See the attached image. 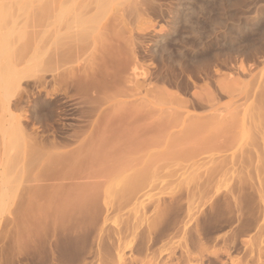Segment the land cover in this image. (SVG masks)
Instances as JSON below:
<instances>
[{"label": "rangeland", "instance_id": "1", "mask_svg": "<svg viewBox=\"0 0 264 264\" xmlns=\"http://www.w3.org/2000/svg\"><path fill=\"white\" fill-rule=\"evenodd\" d=\"M225 1L229 0H195V3L174 0L172 7L179 11L175 18L174 15H166L164 20L142 16L135 31L143 35L139 40L148 54H144L138 66L127 68L126 65L122 77L123 85L134 94H124L116 98L118 101L111 100L101 106L91 118L90 128H85L86 135L81 142L63 149H50L49 153L40 150L39 158L17 157L21 161L16 163L21 171V175L17 174L21 177V186L15 203L0 210V264H31L32 259L37 264H62L57 258L60 252L76 253L72 264H119V256L126 261L122 264H264V146L256 138L257 153L237 155L236 162L218 161L213 166L221 168L218 176L208 184L202 175L205 168L197 170L201 161L174 156V147L169 143L181 138L178 143L188 139L193 147L205 146L209 137H223V129L232 128L235 111L221 117L202 110L192 111V100L201 107L208 105L210 96L204 92V82L186 79L188 87L179 92L151 80L157 65L151 47L170 32L166 21L175 20L173 23L180 31L192 28L208 33L242 23L255 16L262 5L259 0H237L225 4L223 12L221 5ZM187 5L194 10L192 23L182 19ZM219 19L223 20V27L217 25ZM124 23L123 28L120 26L122 31L113 27L107 30L106 47L110 44L114 50L118 49L119 55L130 59L133 32L126 20ZM101 55V44H97L91 57L74 73L79 76L99 73ZM227 98L228 94H224L221 104L225 105ZM91 107L92 111L96 110L94 105ZM253 109L252 117L256 119L260 114L257 120H264V108ZM137 115L145 131L143 140L155 143L156 153L162 151L155 159L158 165L165 163V167L152 176V189L146 198L124 201L119 188L113 185L109 188L113 180L108 173L115 167L116 158L109 130L124 127L126 118ZM195 122L208 125L206 133L203 129L202 133L196 130L189 135V130L195 129L190 124ZM32 128L38 132L36 126ZM222 139L228 145L230 139ZM81 144H90L88 155L76 151ZM141 154L145 157L147 151ZM216 183L228 185L236 192L221 188L213 199L211 190ZM242 185L243 190H239ZM87 197L94 200L93 207L74 211L73 205L78 206ZM185 223L192 227L184 237ZM234 229L238 232L237 240L225 243L224 239ZM155 236L158 242L153 243ZM193 238L202 240L189 246ZM181 253L185 255L180 256Z\"/></svg>", "mask_w": 264, "mask_h": 264}, {"label": "bare ground", "instance_id": "2", "mask_svg": "<svg viewBox=\"0 0 264 264\" xmlns=\"http://www.w3.org/2000/svg\"><path fill=\"white\" fill-rule=\"evenodd\" d=\"M173 1L0 0V210L15 203L21 186V177H18L21 171L16 166L18 156L39 158L40 150L49 153L50 149H63L81 142L86 135L85 128L101 106L111 100L118 101L116 98L124 94H134L123 85L122 77L130 65L136 67L147 53L139 40L143 35L135 31L136 24L142 16L164 20L166 15H174L175 18L179 11L173 9ZM187 1L195 3V0ZM259 1L262 5L257 7L255 16L241 20L242 23L230 29L224 26L208 33L192 28L180 31L173 23L175 20L172 23L166 21L170 32L161 37V41L153 42L151 47L157 61L151 80L179 92L188 87L186 79L204 82V92L210 96L208 105L201 107L192 100V111L202 110V113L218 117L235 111L232 128L223 129V137H209L205 146H191L188 139L185 140L186 132L182 137L184 143H178L181 138L169 143L174 147V156L201 161L197 170L205 168L202 175L206 176L208 184L218 176L221 168L213 167L218 161L229 159L236 162L237 155L257 153L254 147L258 145V142L254 143L256 138L264 146V120H257L260 114L256 119L252 117L254 107L264 108V0ZM228 2L221 5L223 12ZM193 11L192 6L185 7L182 19L186 23H192ZM222 19L217 25L223 27ZM124 20L133 32L130 59L119 55L118 49L114 50L110 44L106 47L109 40L107 30L113 27L122 31ZM114 38L119 37L114 35ZM97 44H101L102 71L88 76L76 75L74 72H79ZM141 51L145 52L142 54ZM224 94H228L225 105L221 104ZM237 103L240 104L235 106ZM92 105L96 110L92 111ZM238 108H242L241 111ZM138 119V115L126 118L124 127L109 130L114 139L111 147L116 153L115 167L108 173L114 184L109 180V188L111 185L119 188L124 201L146 198L152 189V176L165 167V163L164 166L158 165V159H155V155L162 151L156 153L155 143L143 140L145 131ZM192 123L190 126L195 129L188 126L193 129L189 130V135L203 129L206 133L205 129L209 128L205 124ZM32 126L37 127V133ZM222 138L230 139L228 145ZM89 146L81 144L76 151L85 154ZM144 150L147 155L142 157ZM156 158L160 160V157ZM242 186L239 190H243ZM221 188L236 192L228 185L216 183L211 198L216 199ZM93 203L94 200L87 197L78 206L73 205L74 211L78 212L81 207L89 209ZM194 220L196 222L198 218ZM190 227L189 223L183 224L184 237L189 234ZM237 236V229H234L224 242L233 243ZM201 240L193 238L188 245ZM152 242H158L156 236ZM184 255L181 253L180 256ZM57 258L62 264H72L76 253L60 252ZM118 262L126 261L119 256ZM31 264L37 263L32 259Z\"/></svg>", "mask_w": 264, "mask_h": 264}]
</instances>
